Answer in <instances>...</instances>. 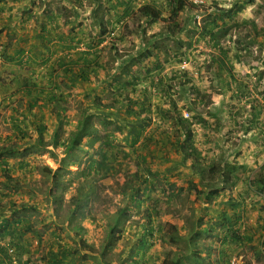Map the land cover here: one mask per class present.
Here are the masks:
<instances>
[{
    "label": "rangeland",
    "instance_id": "obj_1",
    "mask_svg": "<svg viewBox=\"0 0 264 264\" xmlns=\"http://www.w3.org/2000/svg\"><path fill=\"white\" fill-rule=\"evenodd\" d=\"M176 1L0 0L38 50L0 60V202L74 264H264V0H180L174 36Z\"/></svg>",
    "mask_w": 264,
    "mask_h": 264
},
{
    "label": "trees",
    "instance_id": "obj_2",
    "mask_svg": "<svg viewBox=\"0 0 264 264\" xmlns=\"http://www.w3.org/2000/svg\"><path fill=\"white\" fill-rule=\"evenodd\" d=\"M176 5L177 6L174 8V13H172V16L168 19V21L172 22V24H169L170 26H168L169 29H170L169 31L174 36L180 34L183 31L182 27L178 24V22L177 21L174 22L175 21L174 17H176V14H178L180 11H183V9H185V7H187V5L181 3L180 0L176 1ZM140 12H141L142 16H144L145 18H150L152 20L163 19L162 16H161V13L159 11H157L154 8L149 7V6L143 7L140 10ZM9 48H6L4 46V50H3V53H2V59L3 60L5 59V57H8L7 53H8V49ZM57 115L61 116L62 115L61 111H57ZM83 126L84 125H81V123H79L78 127L76 128V131H77L78 135H79V132L82 130ZM190 133L191 132H189V134ZM81 134H82V132H81ZM65 143L66 142L63 141V144H65ZM73 147L74 146L72 145V143H71V145L70 144L68 145L69 150H72ZM2 163H5V160ZM46 170L48 172H51V169H49V168H47ZM226 179H227V176H226ZM254 184L256 185V187L258 189L259 188L263 189L262 182H260V181L259 182H254ZM217 193L218 192H214V194H217ZM13 209H15V210L13 212L12 219L11 220H5L4 222H2L1 227H0V234H2L3 232L7 233L14 240L12 247L10 246V248L8 250H6V261H7L8 264H12L13 259H16L17 262L19 261V256H18L17 251L19 252V251H22L24 249L21 246L22 238H24L25 235L27 233H29V232H34L35 233V231H37V229L34 228V226L29 223V219H27V216L25 214L23 216L20 214V213L23 212V210L28 212L29 210H36L37 207L32 206L30 204L22 203L20 205L13 204ZM70 222H71V219H69L68 224H70ZM70 229H73L74 231H76L75 232L76 236H79L80 233L84 230V228H82V227L78 228V226L71 227ZM151 234H152V232H150L149 235L151 236ZM55 239H56V242L55 241L51 242L52 244L55 243V247H56V251H55V248L53 250L54 246L51 247V252H50V254L52 255V257L50 259L51 263L52 264H61L64 261L69 260L70 257L73 258L74 252L72 250H70V248H67V247L64 246V243L60 239V235L59 236L57 235L55 237ZM146 239H147V237H146V234H145L144 235V239L141 240V242H140V244L138 246V251L142 252L144 250V247L146 246ZM106 249H108L109 251H113L114 250V246L110 245V242H108ZM10 250L14 251L13 255L10 254V252H9ZM27 263L31 264V260L28 259ZM161 264H181V262H180L179 259H175V260H172V261L166 259V260L162 261Z\"/></svg>",
    "mask_w": 264,
    "mask_h": 264
},
{
    "label": "crops",
    "instance_id": "obj_3",
    "mask_svg": "<svg viewBox=\"0 0 264 264\" xmlns=\"http://www.w3.org/2000/svg\"><path fill=\"white\" fill-rule=\"evenodd\" d=\"M35 42H33L30 39L22 38L16 42H14L13 46H11L8 49V57L7 59L5 58L4 61H7V64H10L12 67V71H14V75L17 79L21 78L22 73L17 72L20 68H26V65L28 64V61L33 57V60L35 59V56L37 55V46L33 45ZM18 59V60H17ZM20 60H23L25 66H16V63L19 62ZM32 63V62H31ZM30 63V64H31ZM35 63V62H34ZM21 65V64H20ZM35 66V64H34ZM28 77L27 79L31 80V76H26ZM26 79V78H25ZM0 89L3 90V88L0 86ZM5 93H7V90L4 89ZM28 93H31L30 90H28ZM7 95V94H6ZM5 95V97H6ZM11 97L8 95L7 101ZM39 123H44L39 122ZM7 205L4 204L3 201L0 202V227L2 222L5 220H11L13 216V212L15 209H12L11 212L7 210ZM12 213V216L10 217V214ZM48 220H42L44 222H41L42 225L48 224V226H51L54 218L52 216H47ZM41 227H34L37 229V231L34 232H29L25 235L24 238L21 240V246L24 248L22 251H17L18 256H19V264H28V259L31 260V264H40V262H36L38 257H41L43 259V254L44 252L46 257V262L44 261L41 264H52L50 259L52 255L50 254L51 252V247H53V250L55 248V243L52 244V241L56 242V237L57 235L59 236V233L56 229L54 231H46L43 229V226ZM19 226V225H18ZM20 227V226H19ZM54 238V239H53ZM14 240L7 234V233H2L0 234V264H8L6 261V250L12 247ZM14 247V246H13ZM36 253V254H35ZM35 256V257H34ZM61 264H74L72 257L69 258V260L64 261Z\"/></svg>",
    "mask_w": 264,
    "mask_h": 264
},
{
    "label": "built area",
    "instance_id": "obj_4",
    "mask_svg": "<svg viewBox=\"0 0 264 264\" xmlns=\"http://www.w3.org/2000/svg\"><path fill=\"white\" fill-rule=\"evenodd\" d=\"M3 50H4V46H2V45L0 44V60H2V53H3ZM263 129H264V128H263ZM9 252H10L11 255L14 254V251H13V250H10ZM12 264H17V260H16V259H13Z\"/></svg>",
    "mask_w": 264,
    "mask_h": 264
}]
</instances>
